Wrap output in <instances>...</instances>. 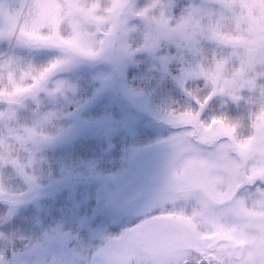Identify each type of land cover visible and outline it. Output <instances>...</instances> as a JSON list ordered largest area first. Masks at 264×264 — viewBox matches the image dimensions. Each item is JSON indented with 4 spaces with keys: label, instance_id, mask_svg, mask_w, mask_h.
Masks as SVG:
<instances>
[{
    "label": "rangeland",
    "instance_id": "1",
    "mask_svg": "<svg viewBox=\"0 0 264 264\" xmlns=\"http://www.w3.org/2000/svg\"><path fill=\"white\" fill-rule=\"evenodd\" d=\"M177 1L130 0L126 6L121 0H0L6 95L0 131L8 133L0 135L1 164L29 168L20 175L25 181H53L61 171L69 179L74 166L56 168L49 153L74 146L108 149L114 137L128 143L132 159L123 176L129 203L105 201V186L92 182L66 185L51 201H35L31 220L25 206L6 209L21 217V236L48 228L49 218H57L51 203L57 214L85 228L84 252L63 258L56 248L47 264H154L173 228L191 229L211 242L207 248L224 253L177 244L175 259L187 248L207 261L222 264L227 256L254 264L264 250V0H202L187 18L182 9L188 0L176 12ZM97 33L105 37L98 44ZM15 34L23 38L14 42ZM191 57L199 59L193 63ZM167 76L177 84L210 80L211 96L243 101L255 116L253 134L240 137L202 119L191 128L193 115L156 101ZM142 129L154 134L145 144L135 139ZM2 183L0 177V190ZM10 236L0 222L2 243ZM43 253L11 249L7 257L0 245V264H46Z\"/></svg>",
    "mask_w": 264,
    "mask_h": 264
},
{
    "label": "trees",
    "instance_id": "2",
    "mask_svg": "<svg viewBox=\"0 0 264 264\" xmlns=\"http://www.w3.org/2000/svg\"><path fill=\"white\" fill-rule=\"evenodd\" d=\"M185 2L183 0L177 1L174 10L176 12L179 11ZM19 38L22 39L23 37L15 34L14 42ZM25 41L29 42V40ZM15 48V44L11 45L9 54L15 52ZM72 58L85 60L82 57H76L74 53H72ZM169 68L173 74L178 72V68L174 63H171ZM199 80L192 79L185 84H177L173 77L167 76L160 86L161 90L158 93L157 103L160 101L161 106L172 109L174 113L193 115L194 123L190 125L193 129L195 128V123L202 119L212 123L214 126H223L240 137L246 138L253 134L255 116L246 104L239 100L222 101L211 96L210 92L201 95L204 89L202 85L197 83ZM144 85L137 84V86ZM3 90L0 83V101L6 100ZM114 90L118 97L120 96L132 108L134 107L128 100H125L126 98L121 93L119 94V89L116 86ZM202 113L204 115L201 117ZM148 131V129H142L138 132L135 138L138 143L145 144L147 140L153 139L154 134H148ZM111 141L112 145L108 149L103 146L96 148H93V146H74L53 154L49 153V159L56 168L59 166L60 168H67L69 165L74 166L73 176L69 179L65 176L67 173L61 171L59 179L57 178L53 181H25L20 178V175L25 176L29 173V168L22 171L12 161L8 160L6 164H1L0 162V177L3 178V185L0 190V222H3L6 231L11 234L8 239L6 238L5 243L0 240V245L7 257H9L11 249L22 251L33 248L42 254L44 248H48V253H43L47 255L46 257L44 256V262L47 264L49 254L56 248L63 250V258L66 257V253L69 251L72 253L84 252L87 233L85 228H78L76 221L73 219L63 216L60 211L57 214L58 207L51 203L52 216L57 218H49L48 228L45 231L38 230L37 233L24 232L25 235L21 236L18 233L21 217L7 212L6 209L11 210L16 205L25 206L27 210L25 217H28L27 220H31L29 218L31 216L29 215L32 209L31 204L35 201L49 202L52 200V196L66 185L89 184L92 182L105 186L107 192L105 201H111L114 205H121L131 201V199L125 197L124 185L126 179L123 178L124 168L129 165L128 162L132 161L127 155L128 143L124 144L119 137H114ZM206 147H209V144ZM127 169H130V165ZM149 194L150 192L147 193L148 196Z\"/></svg>",
    "mask_w": 264,
    "mask_h": 264
},
{
    "label": "clouds",
    "instance_id": "3",
    "mask_svg": "<svg viewBox=\"0 0 264 264\" xmlns=\"http://www.w3.org/2000/svg\"><path fill=\"white\" fill-rule=\"evenodd\" d=\"M122 3H124L126 6L130 5V0H121ZM152 2V0H149V3ZM202 0H188L187 4L183 7V11L185 13V16L187 18L188 13L190 12H196L197 8L193 7L194 5L201 4ZM102 3H110V0H102ZM204 7L206 9H210L212 7L211 4H204ZM158 9L155 10V12L158 13ZM173 20H172V27H176L178 23V15L174 12L172 13ZM107 28V26H104ZM191 27L187 29L188 34L192 33ZM182 36V33H177L176 38L179 39ZM97 44L99 41L104 40L105 37L101 33H97L95 37ZM193 63L198 57H191ZM200 85L203 86V93L201 95H205L208 92L212 91L213 85L210 80H204L200 79L197 81ZM7 130L0 131V135L7 137ZM22 155V154H21ZM172 235L163 241L160 246L156 249L157 252V258L155 259L154 264H221L219 260H209L205 261L201 254L194 249H187V248H181V258L175 259L172 256V250L173 247L177 244L179 245H187V244H196L197 246L204 248L205 251L209 252H216L217 255H224V253L218 252L216 248H207L206 246L211 243L208 240L201 239L196 232H193L191 229H183V228H173L171 229ZM222 264H239L237 259L235 257L228 258L227 256H224V259L222 261ZM254 264H264V250L258 251L257 255L254 259Z\"/></svg>",
    "mask_w": 264,
    "mask_h": 264
},
{
    "label": "water",
    "instance_id": "4",
    "mask_svg": "<svg viewBox=\"0 0 264 264\" xmlns=\"http://www.w3.org/2000/svg\"><path fill=\"white\" fill-rule=\"evenodd\" d=\"M206 262H207V260L206 259H204Z\"/></svg>",
    "mask_w": 264,
    "mask_h": 264
}]
</instances>
